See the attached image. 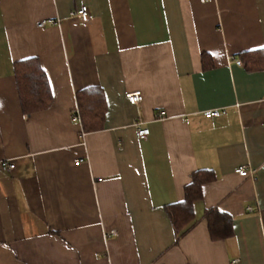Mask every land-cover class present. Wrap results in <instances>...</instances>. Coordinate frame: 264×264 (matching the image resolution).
<instances>
[{
  "label": "crops",
  "instance_id": "1",
  "mask_svg": "<svg viewBox=\"0 0 264 264\" xmlns=\"http://www.w3.org/2000/svg\"><path fill=\"white\" fill-rule=\"evenodd\" d=\"M263 50L264 0H0V161L16 164L0 169V264H264V69L242 57ZM28 59L52 94L31 114L15 76ZM89 88L106 114L85 132ZM197 171L214 179L179 235L167 207ZM211 209L230 238H211Z\"/></svg>",
  "mask_w": 264,
  "mask_h": 264
},
{
  "label": "trees",
  "instance_id": "2",
  "mask_svg": "<svg viewBox=\"0 0 264 264\" xmlns=\"http://www.w3.org/2000/svg\"><path fill=\"white\" fill-rule=\"evenodd\" d=\"M264 51V50H263ZM257 51L243 54L249 58L247 65L254 69H264V52ZM263 52V53H262ZM260 54L262 56H260ZM208 55L203 54L206 64ZM21 103L25 113L31 114L47 109L52 102V94L47 76L37 59H28L15 64ZM78 103L82 115V125L85 132L101 130L106 114L105 97L102 89L89 88L78 93ZM214 179L211 171H197L193 180L185 189V201L170 205L167 212L171 223L179 235L191 222L192 206L202 197L203 185ZM208 229L213 240H225L233 235V219L218 210H207Z\"/></svg>",
  "mask_w": 264,
  "mask_h": 264
},
{
  "label": "built area",
  "instance_id": "3",
  "mask_svg": "<svg viewBox=\"0 0 264 264\" xmlns=\"http://www.w3.org/2000/svg\"><path fill=\"white\" fill-rule=\"evenodd\" d=\"M203 1H205V0H203ZM76 15L83 22H87L89 20L88 8L84 5L79 8ZM54 23H55V21H53V20L43 21L38 26L40 28H44V27L48 26L49 24H54ZM236 63L240 66H243L241 61H237ZM127 99L131 105L139 106L143 101L142 92H140V91L131 92V93L127 94ZM225 112H226L225 110H212V111L206 112L205 117L207 119L219 118L222 115H224ZM164 116H165V113L161 112V113H159L158 117H159V119H161ZM74 119L78 122H81V116L78 112L74 115ZM135 127L137 130V137L139 139L146 140L149 137L150 130L148 128L144 127L143 123H140V122L136 123ZM0 169L4 173L12 174L16 170V164L12 160H1L0 161ZM236 173L243 178H247V177L254 178L256 175V171L249 168L248 166L239 167L236 170ZM249 210L251 211L252 209H249ZM112 235H115V232H111L110 234L107 235V237H110Z\"/></svg>",
  "mask_w": 264,
  "mask_h": 264
}]
</instances>
